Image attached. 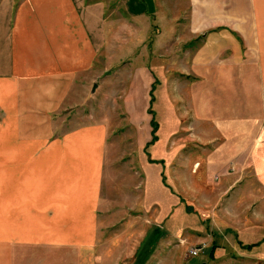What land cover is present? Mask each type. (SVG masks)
<instances>
[{"label": "crops", "instance_id": "0c3cea01", "mask_svg": "<svg viewBox=\"0 0 264 264\" xmlns=\"http://www.w3.org/2000/svg\"><path fill=\"white\" fill-rule=\"evenodd\" d=\"M152 14L154 70L134 63ZM166 83L186 92L164 96ZM155 86L186 101L169 127H194L196 152L211 144L201 180L209 169L221 194L238 195L239 172L219 166L237 165L249 141L264 188V0H0V264H98L104 231L132 218L154 244L174 236L180 206L194 208L166 163L145 153L131 171L111 139L138 127L143 152L154 142Z\"/></svg>", "mask_w": 264, "mask_h": 264}, {"label": "rangeland", "instance_id": "374dc122", "mask_svg": "<svg viewBox=\"0 0 264 264\" xmlns=\"http://www.w3.org/2000/svg\"><path fill=\"white\" fill-rule=\"evenodd\" d=\"M154 16L152 14L147 19L146 50L142 51L141 58H136L134 61V63L146 61L152 66V70H154V39L157 31ZM167 79L169 80L170 77L167 76ZM163 88L164 96H170L172 92L177 97V92H186L181 84H175L172 89L171 84L166 83ZM246 88L249 91L250 85L247 84ZM153 97L152 112L156 115L155 122L159 126L156 127L154 142L143 152L137 137L138 127H112L115 130L111 138L114 140V152L116 157H121L125 153L123 159H127L128 164H131V171H134V166L138 167V161L145 156V153L152 162H160L162 165L165 162L164 176L167 183L172 186L174 192L183 197L184 203L188 202L193 206L194 213L187 215L180 210V206L175 216L176 226L172 229L174 236L161 239L155 243L156 245L155 230H150V226H142L139 219L132 218L135 217L133 213L132 216L128 215L127 218L132 220L121 221L118 226L104 231L101 240L105 242L98 245L100 252L104 250L103 247L107 249L99 255L98 264H200L202 262L264 264V188L252 174L249 141L245 143L242 155L239 156L240 163L219 166L225 167L228 172H239L237 174L241 180H238L239 184L236 185L239 194L236 195L235 192L232 195L221 194L219 185L223 180L222 178L217 180L216 177L214 180L213 171L208 169L205 173L206 177L201 180L205 168L204 151L209 150L211 144L201 145L196 152L197 148L192 144L196 140L194 127H169L175 120L174 117L170 120L171 107L181 111L186 101L182 100L183 105L179 102L171 105L170 100L162 99L160 86L154 87ZM117 101L119 104L115 105L116 108L113 107L114 104L112 107L115 109L114 113H121L122 101L121 99ZM246 102L249 106L251 101ZM100 103L104 104V113L109 114L110 101ZM194 108H196L195 101ZM183 114L185 121L188 116L186 113ZM105 118L108 117H104V120ZM198 134L200 138L209 139L208 134L204 135L201 131ZM177 140L179 148L176 146L173 153V141ZM218 174L217 171L214 172V175ZM227 228L230 229L229 232H225ZM146 231L147 235H145ZM141 240L143 244H140ZM212 243L218 246L214 250V256L209 257ZM248 244H254L250 250L245 248ZM192 247L200 248L196 256H192L189 252Z\"/></svg>", "mask_w": 264, "mask_h": 264}, {"label": "trees", "instance_id": "16d2710c", "mask_svg": "<svg viewBox=\"0 0 264 264\" xmlns=\"http://www.w3.org/2000/svg\"><path fill=\"white\" fill-rule=\"evenodd\" d=\"M204 36L205 35H200L199 37H198V39H203L204 38ZM153 87H152V89H151V91H150V107H149V109H148V111H149V113L152 115V120H151V123H152V131H151V135H152V139H151V141H150V143L151 142H153L154 141V139L156 138V124H155V121H154V114H153V112H152V101H153ZM230 231V229L228 230V228L227 229H225V232H229ZM216 237V236H215ZM215 240V239H214ZM253 245L254 244H248V245H246V247L245 248H247L248 250H250V248H252L253 247ZM217 244H215V243H212V245H211V248H210V250H209V254H208V256L209 257H213L214 256V250L217 248ZM242 246V245H241Z\"/></svg>", "mask_w": 264, "mask_h": 264}, {"label": "built area", "instance_id": "2783aa9c", "mask_svg": "<svg viewBox=\"0 0 264 264\" xmlns=\"http://www.w3.org/2000/svg\"><path fill=\"white\" fill-rule=\"evenodd\" d=\"M199 249V247H192L189 252L192 256H196L199 252Z\"/></svg>", "mask_w": 264, "mask_h": 264}, {"label": "water", "instance_id": "95a60500", "mask_svg": "<svg viewBox=\"0 0 264 264\" xmlns=\"http://www.w3.org/2000/svg\"><path fill=\"white\" fill-rule=\"evenodd\" d=\"M200 264H206L205 262H202V263H200Z\"/></svg>", "mask_w": 264, "mask_h": 264}]
</instances>
